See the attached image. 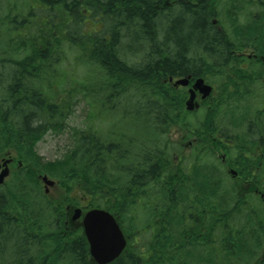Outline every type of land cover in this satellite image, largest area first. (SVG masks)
<instances>
[{
  "label": "trees",
  "instance_id": "trees-1",
  "mask_svg": "<svg viewBox=\"0 0 264 264\" xmlns=\"http://www.w3.org/2000/svg\"><path fill=\"white\" fill-rule=\"evenodd\" d=\"M19 2L16 23L3 25L17 34L18 50L29 52L12 63L13 46L6 52L0 38V153L15 150L25 169L0 189V264H92L83 229L70 233L40 175L68 193L79 184L76 204L91 198V208L119 220L128 245L112 264L259 260L264 192L244 193L216 148L232 152L229 164L248 184L264 185V0ZM256 38L257 56L240 55ZM66 45L87 69L81 88H101V105L123 110L134 127L116 140L92 128L75 132L66 158L46 162L36 144L65 127L71 105L53 91ZM189 76L214 87L201 116L187 110V90L170 80ZM173 127L184 131L190 150L180 160L170 150Z\"/></svg>",
  "mask_w": 264,
  "mask_h": 264
},
{
  "label": "rangeland",
  "instance_id": "rangeland-1",
  "mask_svg": "<svg viewBox=\"0 0 264 264\" xmlns=\"http://www.w3.org/2000/svg\"><path fill=\"white\" fill-rule=\"evenodd\" d=\"M169 1L170 0H168V2ZM23 6V3L21 4L19 0H0V24L2 25L0 28V38H3L2 47H5L7 49L6 52H8V47L10 43L13 46V48H9L13 49V52L9 55L8 59V61L12 63H17L26 58L25 55L29 51L23 48L18 50V47H16L18 37L17 34L7 32L6 29H8V27L3 25V23H16L17 16L19 14V9ZM15 25L16 24H14V26ZM89 28L91 30L95 29L92 25L88 26V30ZM97 28L99 27L96 26V29ZM32 32L33 35H35V30L31 31L30 33ZM12 37L14 38V40L10 42ZM2 41L0 39V44ZM68 46L69 45H66L65 47L67 58L63 63L56 66V70L59 71L60 74L63 73V75L61 74L62 80L57 85H55L53 91L55 94H58L59 99L64 100V98H66L68 101L71 102V105L64 112L65 127L62 130L47 131L43 135V137L38 140L36 144L37 153L41 157H43L46 162H56L64 160L66 158V156L69 154L73 147L76 136L75 132L88 131L90 128H92L93 130L99 132V134L104 139L116 140L119 138V135L122 132H128V134L132 133L130 131H127L125 128H131V126L134 127V124L131 123V121L125 122L124 120H122V109V111L116 110L108 112L107 109L109 106L101 105L102 103H104L105 100V96L104 93L101 92V88L96 93L92 91H84L83 88H81V84L84 83L83 75L87 73V69L83 68L81 65L77 66L75 64V56L77 55V52L74 48L71 50L69 48L70 46ZM2 47L0 46L1 60L3 59L1 53L4 52V49ZM244 54L254 53L251 52L250 49H246ZM2 69L3 67H0V71H2ZM56 74L57 72L52 73L51 78ZM45 84L48 83L45 82ZM73 88L75 91H73ZM89 89L91 90L92 87L89 86ZM93 103L97 105L95 107L96 109L93 108ZM206 106L207 105H202L200 111L198 112V115L201 116L202 114H204L205 111H207L208 108ZM184 137V131L178 127H173L168 136L169 140L172 141L170 150L173 155L176 156L179 160L180 156L183 155V153L184 155H188L190 152L189 147L187 146L188 144L186 143V141L183 140ZM10 150L12 152V155L15 157L16 161H20V157L18 156L16 151L13 149ZM216 152L219 157L224 158L225 161L228 162L226 172L228 173L229 177L236 180L241 185V188L244 193L249 191H251L252 193H259V191H261V193L264 192V185L253 183L248 184V181H246L245 177L239 175V170L229 164V159L231 157L232 152H229L225 146L220 145L219 148H216ZM6 153V151L0 153V162L2 161ZM23 169L25 168L22 167L19 169L11 166V176L7 182H10L17 175V173ZM231 170H234L236 172L233 177L230 174ZM26 172L28 175L26 174ZM24 176H29V179L32 178V174H30L28 170L24 171ZM250 185L257 188V190L254 191L253 189H249ZM63 187L64 186H62L61 189L58 191H56L57 188H51L50 193L53 199L59 201L62 204L63 214L65 216H68L69 220H71V217L74 214V210L76 208L82 207L84 210L91 208V198L84 201L80 200L81 203L79 204H76L78 200L74 201V198L80 197L78 194L79 184L74 185V188L77 190L71 193H68L67 189H65L67 188V186L64 188L65 190H63ZM42 189L44 192L43 184ZM93 199H96V197H93ZM92 203L100 204L103 202L100 199H96L93 200ZM259 204L261 205V203ZM67 208H70L71 210L69 212H66ZM136 213L138 214V210H136ZM78 223L81 224V221ZM72 226L73 227L70 230V233L73 235H76L79 229L82 227V225L80 226L77 224ZM91 263L94 264L93 261ZM254 264H264V249L262 256Z\"/></svg>",
  "mask_w": 264,
  "mask_h": 264
},
{
  "label": "water",
  "instance_id": "water-1",
  "mask_svg": "<svg viewBox=\"0 0 264 264\" xmlns=\"http://www.w3.org/2000/svg\"><path fill=\"white\" fill-rule=\"evenodd\" d=\"M176 85L188 86L189 79H182L176 82ZM202 94V98L207 99L212 93V87L206 85L204 80L199 79L190 91L191 96L186 106L188 111L199 109V104L195 103L196 92ZM5 161L0 164L5 169L0 174V185L9 175L8 163ZM40 181L44 184L45 192L48 194L50 188L56 185V182L47 175L40 176ZM82 216V210L76 209L73 220L76 221ZM84 234L89 244L90 255L96 264H112L116 261L127 247V238L121 230L115 217L107 211L101 209H92L88 211L82 221Z\"/></svg>",
  "mask_w": 264,
  "mask_h": 264
},
{
  "label": "flooded vegetation",
  "instance_id": "flooded-vegetation-1",
  "mask_svg": "<svg viewBox=\"0 0 264 264\" xmlns=\"http://www.w3.org/2000/svg\"><path fill=\"white\" fill-rule=\"evenodd\" d=\"M258 38H256L255 40H253V42H254V44H253V46L252 47H250V48H246V49H250L251 50V52H253L254 54H244V52H245V50L244 51H239V54L240 55H244V56H249V57H251V56H257V54H258V52H259V48H258V40H257ZM261 59L263 60V58L261 57ZM190 77V76H189ZM191 87V86H190ZM189 87V88H190ZM199 100V95L197 96V101ZM7 153L4 155V158L2 159V161L0 162L1 164L3 163V162H5V161H7V160H11V163L10 164H8V168H9V170H10V174H9V176H8V178L5 180V183H4V185H2V186H0V189H2V188H4L5 187V185L8 183L7 181L10 179V176H11V166H13V167H15V168H22V162L21 161H16V159H15V157L12 155V152H11V150L10 149H6L5 150ZM17 153V152H16ZM223 163L224 164H226V166H228V162L227 161H225V159L223 158ZM4 169V167H2V169L0 170V173L2 172V170ZM231 172V171H230ZM249 189H253L254 191H256L257 190V188H255V187H253V186H250L249 187ZM81 209H82V211H83V213H86L87 211L86 210H84L82 207H80ZM71 209L70 208H67L66 209V212H69ZM72 217H73V215H72ZM72 217H71V220H69V218H68V216H66V222H65V226L66 227H68L70 224H72V225H82V223L81 224H79L78 222H80L81 220H77V221H74L73 219H72ZM82 219V218H81ZM71 225V226H72Z\"/></svg>",
  "mask_w": 264,
  "mask_h": 264
}]
</instances>
